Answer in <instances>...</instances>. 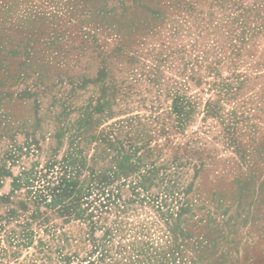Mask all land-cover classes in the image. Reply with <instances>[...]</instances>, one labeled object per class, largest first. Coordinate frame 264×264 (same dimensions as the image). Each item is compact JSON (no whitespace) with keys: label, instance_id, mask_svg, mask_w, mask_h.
<instances>
[{"label":"rangeland","instance_id":"1","mask_svg":"<svg viewBox=\"0 0 264 264\" xmlns=\"http://www.w3.org/2000/svg\"><path fill=\"white\" fill-rule=\"evenodd\" d=\"M97 103L176 179L194 264H264V0H0L1 213L34 208L11 182L43 157L18 149ZM45 212L57 233L90 230ZM93 217L99 234L112 213Z\"/></svg>","mask_w":264,"mask_h":264},{"label":"trees","instance_id":"2","mask_svg":"<svg viewBox=\"0 0 264 264\" xmlns=\"http://www.w3.org/2000/svg\"><path fill=\"white\" fill-rule=\"evenodd\" d=\"M102 107L86 105L75 123L57 119L51 142L43 146L32 139L18 149L43 161L34 159L12 177L11 192L24 188L34 208L20 201L23 211L0 212V264H194L204 255L195 251L188 257L186 242L198 226L182 227L186 200L168 167L155 164L153 147L134 143L142 132L136 123L100 122L103 110L111 114ZM42 207L66 220H87L89 232L78 239L57 233L53 225H42L47 221ZM103 212H111L112 219L95 234L93 216ZM35 220L39 230L32 228ZM202 237L194 241L206 251L211 239ZM30 247L33 252L20 259Z\"/></svg>","mask_w":264,"mask_h":264}]
</instances>
